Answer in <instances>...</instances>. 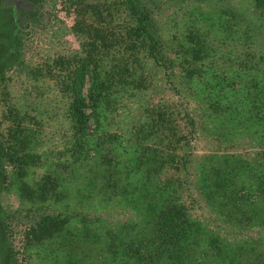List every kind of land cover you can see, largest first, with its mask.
Listing matches in <instances>:
<instances>
[{"label":"rangeland","instance_id":"374dc122","mask_svg":"<svg viewBox=\"0 0 264 264\" xmlns=\"http://www.w3.org/2000/svg\"><path fill=\"white\" fill-rule=\"evenodd\" d=\"M122 1L84 0L80 7L83 17L78 18L64 0H0V41L8 38L7 31L13 34L7 43L11 55L0 61V264H126L125 261L139 260L137 254L128 251L129 241L124 237L130 233L128 224L140 223V218L128 202L129 195L119 196L116 191L119 185L122 190L133 191L130 198H142L141 191L136 192L139 188L135 190L132 174L130 177L124 174L127 157L123 148L136 143L139 147L135 149L139 152L136 157L146 153L151 142L149 138L141 141L140 123L147 115L163 117L170 140L167 145L154 147L157 154L166 151L170 158L159 179L173 178L178 203L199 223L204 235L198 246H192L193 254H200L208 239L214 236L227 239L235 235L234 221H228L231 220L226 211L229 206L220 205L219 196L207 199L200 189L208 164L201 176L196 171L208 162V156L212 161L223 163V173L229 183L245 182L244 174L229 173L253 158L261 148L251 143L246 132L241 136L226 135L231 142H225L216 136L215 128L204 125L201 106L193 101L184 86L186 72L181 70L180 32L183 33L184 25L191 23L207 25L205 13L213 1L228 2L233 9L248 13L247 19L255 21L250 1L137 0L150 38L143 36V49H136L135 60L123 48V27L135 22ZM190 11H195L194 16ZM76 19L84 29L80 37L72 31ZM91 28L99 30L96 39ZM253 37L249 44L257 46L254 53L262 51L263 61L260 59L258 68L264 73V30H258ZM86 39H95L99 45L91 57L105 100L100 103L102 112L99 109L94 112L100 130L95 129L91 117L86 122L85 136L90 137L92 132L93 139L104 140L102 146L109 151V163L105 160L107 156L92 151L84 166L77 162L69 168L72 153L69 148L75 146L71 139L75 128L67 111L69 98L61 80L71 72L74 57L86 55L79 45ZM212 44V54L220 56L214 62L224 68L231 64L234 54L240 53L239 48H230L222 42L212 40ZM254 58L258 59V55ZM87 85L88 80L82 88L88 105L85 114L91 111ZM14 122L28 130L33 141L32 146L27 144V164L21 165L22 170L26 167L25 174H19L22 170L17 161L13 163L5 154L7 146L16 151L15 156L21 157L23 153L14 144ZM19 138L24 145L26 139L15 137ZM99 159L101 164L97 169L93 160ZM56 163L60 164L57 168ZM103 167L108 170L104 172ZM53 170L62 177L65 189L62 193L57 190V194L52 192L42 200L34 194L27 197L20 191L19 181L30 186ZM214 188L219 191L220 187ZM137 201L133 200L134 205ZM44 215L67 218V222L53 236L38 241L35 239L39 231L37 222ZM31 228H34L32 234ZM192 232L197 236L195 230ZM247 235L255 233L247 232ZM108 239L114 241L115 248L106 249ZM249 244H259V239L252 237ZM201 260L197 256L192 264H201Z\"/></svg>","mask_w":264,"mask_h":264},{"label":"trees","instance_id":"16d2710c","mask_svg":"<svg viewBox=\"0 0 264 264\" xmlns=\"http://www.w3.org/2000/svg\"><path fill=\"white\" fill-rule=\"evenodd\" d=\"M64 1L78 18L83 17L80 7L84 0ZM249 1L255 21L247 19L248 13L233 9L228 2L220 4L218 1H213L207 5L210 8L205 13V19L209 22L205 25L207 27L191 23L184 25L183 33L180 32L182 34L180 39L182 48L179 52L182 63L181 70L186 72L183 73L184 86L193 101L201 106L204 125L208 124L210 129L215 128L216 136L225 142L230 141L226 135L230 137L239 134L241 136L246 132L249 134L248 138L251 143L261 148V151L253 156L257 160L248 158L243 162V165H239L237 170L229 173L232 175L237 172L244 174L245 182L239 181L236 184L233 181V184L229 183L227 175L225 176L223 173V163L220 160L212 161L208 156H206L209 159L208 162L200 166L199 171H196L201 176V172L206 169V164H208V170L201 177L200 189L207 199L219 196V204L229 206L226 211L228 219L231 218V220L228 221H234L235 235H231L227 239L219 235L214 236L208 241L206 240L207 245L200 254H193L192 246H198L204 235L200 231L199 223L192 220L185 213L182 205L178 203L179 194L178 191L176 192V184L172 182L173 178L159 179V174L164 171L167 160L170 158L166 151L158 153L160 155L157 158L158 154L154 147L167 145L170 140L163 125V117L158 115L154 118V116L147 115L145 121L140 123L143 134L141 141L144 139L147 141L149 138L151 142V145L146 148L148 149L146 153L141 152L140 156L136 157L139 153L135 150L139 148L136 143H130L123 148L127 157L124 174H127L128 177L132 174L136 184L135 190L139 188L136 192L141 191L142 198H137L139 201L136 198H130L133 191L128 188L122 190L118 188L119 185L116 191L119 196L129 195L128 202L132 203L131 208L135 210V214L138 213L140 218V223L136 221L128 224L130 233L124 237L129 241L126 245L128 251L137 254L139 260L135 259L134 263L125 261L126 264H192V260L197 256L202 257L201 264H264V73L258 68L260 61H263V54L262 51L254 53L257 46L249 44L258 30H264V0ZM122 3L135 22L123 27V48L128 52V56L132 57L131 60H135L136 49H143V36L150 38L146 31L147 21H145L140 6L137 5V0H123ZM92 9L93 12H97L95 8ZM193 9L198 11L197 7ZM248 10L250 9L248 8ZM194 13L195 11H190L193 16ZM77 19L73 23L72 31L80 37L84 29ZM91 31L96 39L99 30L91 28ZM7 34L8 38L5 37L3 41H0V61L11 55L7 51V43L13 34L10 35L8 31ZM95 39L80 41V49L86 55L77 56L75 54L74 64L71 63L73 66L71 72L61 80L69 98L67 111L75 128L71 136L75 146L71 145L69 148L72 150L67 165L69 168L75 167L77 162L80 166H84V161L92 154V151L95 154L99 152L107 156L105 160L109 163V151L102 146L105 145L104 140L93 139L92 132L90 137L86 138L85 136L87 120L92 117L95 124L98 122L94 112H97V109L102 112L103 106L100 103L105 100L102 99L101 84L95 73V66L92 64L91 54L99 47L95 43ZM212 40L222 42V45L230 48L237 47L240 53L234 54L233 60L230 59L231 64H226L225 68L220 63L216 65L214 59H219L220 56L212 54ZM255 55H258V59L254 58ZM68 62L70 61L68 60ZM260 76L261 80L258 79ZM1 77L2 73H0V81ZM86 80H88L87 99L91 104L89 114H85L84 109L88 105L82 94ZM137 84L140 85V83ZM10 112L11 110H9ZM14 123L12 129L14 144L24 154L22 153V156L19 157L15 156L16 151L12 147L7 146L4 149L8 151L5 153L8 159L13 163L17 161V166H20L19 170L21 171V165L26 166L27 158H29L26 153L27 144L29 142V145L32 146L33 141L30 140L28 130L21 127L19 123ZM95 129L100 130L98 123L95 125ZM19 136H22L23 140L26 139L24 145L20 138L15 139ZM153 137H156L157 140L153 141L151 139ZM132 138H134L133 135ZM140 150L143 149L140 148ZM214 157L216 156H212V158ZM231 159H234V156ZM93 161L98 169L101 160ZM56 165L60 164L56 163L55 168H57ZM107 165L111 168L110 164ZM25 168L19 174H25ZM101 169L104 172L108 170L104 167ZM210 170H212L211 173ZM52 172L45 173L39 181L30 186L25 181H19L20 191L27 197H33L34 194L35 197L42 200L52 192L62 193L64 189L61 183L62 177L59 176V172L55 170ZM106 174L108 175V172ZM210 186L211 188H209ZM214 186L217 189L220 187L219 191ZM133 200L137 201L135 205ZM66 222L67 218L41 216L37 222L39 231L35 234V239L41 241L43 238L53 236ZM33 230L34 228L30 229L31 234ZM193 230L197 236L193 234ZM247 232L255 233V235L249 236ZM252 237H257L259 244H249ZM138 243L143 244L136 247ZM114 244V241L108 239L106 249L115 248ZM94 255L96 256L97 253Z\"/></svg>","mask_w":264,"mask_h":264}]
</instances>
